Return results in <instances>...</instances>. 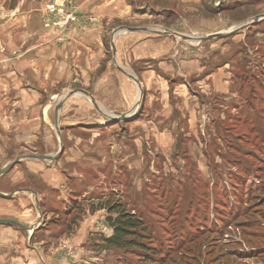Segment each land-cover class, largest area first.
Returning a JSON list of instances; mask_svg holds the SVG:
<instances>
[{
  "label": "rangeland",
  "instance_id": "374dc122",
  "mask_svg": "<svg viewBox=\"0 0 264 264\" xmlns=\"http://www.w3.org/2000/svg\"><path fill=\"white\" fill-rule=\"evenodd\" d=\"M19 1L10 0V8ZM37 1L43 5L45 28L55 27L60 6L55 0ZM246 1L242 5L229 1V7H237L221 11L239 14L235 21L240 22L216 34L227 35L226 56L218 52L223 37L201 41L181 25V31L170 29L176 19L167 22L168 29H158L171 41L176 61L182 55L191 60L202 51L198 57L207 62L192 75L162 73L163 86L155 80L148 91L137 88L132 93L129 87L133 96L128 95L129 103H120L131 119L120 118L116 103L96 104L104 111L99 112L77 87L61 85L50 95L36 85L30 90L42 95L39 102L29 100L34 96L15 97L11 90L3 96L6 105L1 111L6 117L23 121L26 115L28 122L20 130L16 121H10L6 139L13 163L21 159L40 161L44 169L54 166L70 184V191L62 190L67 199L62 202L52 185L27 168L23 171L47 206L60 213L50 216L53 232L47 239L56 246L52 253H58L48 252L50 259H42V264H264L262 21L249 33L256 14L264 13V1ZM210 3L213 9L224 6L204 0L205 7ZM109 60L113 62L112 53ZM224 60L231 63L226 73L230 85L222 92L206 76ZM58 105L63 145L56 127ZM72 127L79 128L66 131ZM61 147L68 158L53 162ZM33 155L47 159H31ZM114 206L147 222L153 257L136 248L107 247L106 239L114 234L107 219L118 215L109 214L108 208Z\"/></svg>",
  "mask_w": 264,
  "mask_h": 264
},
{
  "label": "crops",
  "instance_id": "0c3cea01",
  "mask_svg": "<svg viewBox=\"0 0 264 264\" xmlns=\"http://www.w3.org/2000/svg\"><path fill=\"white\" fill-rule=\"evenodd\" d=\"M55 1L58 6L66 3V0ZM216 1L218 5H224L221 9H228L229 1L239 5L247 2ZM9 3L10 0H0V168L13 163L12 154L8 152L7 140L10 139H6L11 134L10 121H16L13 124L20 130L26 129L28 123L26 115L22 121L15 116L10 119L1 111L6 105L3 96L8 91L11 90L15 97L34 96L35 99L29 100L39 102L42 95L39 91L30 90L36 85L37 90L50 95H54L56 92H50L61 85L70 89L77 87L75 89L83 90L93 106L116 103L114 111L126 115L124 109L127 108L121 107L120 102L124 103L125 100V103H129L128 95L133 96L128 92L131 91L129 87L132 93L134 89H141L138 81L142 90L148 91L155 80L163 86L162 73L192 75L204 68L201 62H207L198 57L202 56V51L196 52V57L191 60L182 55L176 61L171 41H166L167 36L159 35L158 29H168L167 22L176 19L170 29H179L181 25L184 31H191L200 39L219 34L240 23L235 21L239 14L229 15L221 12V9H213L211 3L210 7H205L204 0H74L76 21L65 27L56 24L55 27L45 28L40 1L20 0L14 9L10 8ZM212 10L214 14H211ZM157 23L160 25L157 26ZM155 25L158 27L156 30ZM128 28L136 31L130 32ZM220 36L225 40L218 52L226 56L229 49L227 35ZM111 53L113 62L109 60ZM219 61L206 79L213 82L216 90L224 92L230 85V75L226 73L231 63L224 60L219 64ZM140 66L142 69L137 72ZM78 128L72 127L66 131ZM60 132L62 135L65 130ZM23 134L26 135V131ZM67 152L64 148L62 160L68 158ZM71 157L74 160V153ZM38 162L20 160L15 165L14 162L13 169L0 176V219L17 223L0 224V264H42V259H50L46 255L48 252L58 253H52L56 246L47 239L51 238L53 232L50 216L57 218L60 213L56 207L47 206L44 195L27 183L23 171L27 168L39 175L44 184L52 185L51 189L56 191L62 202L67 200L62 190L66 188L70 191V184L63 180L62 173L56 167L44 169Z\"/></svg>",
  "mask_w": 264,
  "mask_h": 264
},
{
  "label": "trees",
  "instance_id": "16d2710c",
  "mask_svg": "<svg viewBox=\"0 0 264 264\" xmlns=\"http://www.w3.org/2000/svg\"><path fill=\"white\" fill-rule=\"evenodd\" d=\"M247 5L252 6L250 4ZM261 24L264 25V21H262ZM256 28L257 27L249 28V33ZM108 209L109 214L116 212L118 215L117 217L110 216L107 219L109 226L114 229L113 236L106 239L107 247L121 250H134V248H136L135 250L147 257H153L151 253L154 249L148 245V240L151 239V231L147 222L142 217L129 213L123 208L120 209L114 206Z\"/></svg>",
  "mask_w": 264,
  "mask_h": 264
},
{
  "label": "water",
  "instance_id": "95a60500",
  "mask_svg": "<svg viewBox=\"0 0 264 264\" xmlns=\"http://www.w3.org/2000/svg\"><path fill=\"white\" fill-rule=\"evenodd\" d=\"M258 19H259V17H256V20H258ZM128 31L134 32V31H136V29L128 28ZM222 37L223 36H220V35H218V36H208V37H202V38H200V40L201 41H203V40H214V39H217V38L219 39V38H222ZM137 83H138L139 87L142 89L141 83L139 81ZM94 106H95V108L98 111H100L101 113H103L102 110L97 105L94 104ZM59 110H60V105H58L57 108H56L55 119H56V127L58 128L59 133H61L60 130H59ZM120 118L122 120H127L128 118H131V117L130 116H127V115H120ZM59 139H60L61 145H63V137H62L61 134L59 136ZM63 152H64V148L61 147L60 154L57 157L53 158V162L56 161L60 156H62L63 155ZM30 158L31 159H35V160H46L47 159V156H43V155L42 156L33 155ZM20 160L21 159H18L17 161H15L14 165L17 164ZM12 167L13 166H9V167H5V168L1 169L0 170V176L5 175ZM0 224L17 225L16 222H14L12 220H5V219H0Z\"/></svg>",
  "mask_w": 264,
  "mask_h": 264
},
{
  "label": "built area",
  "instance_id": "2783aa9c",
  "mask_svg": "<svg viewBox=\"0 0 264 264\" xmlns=\"http://www.w3.org/2000/svg\"><path fill=\"white\" fill-rule=\"evenodd\" d=\"M74 9V0H66V3H63L57 13L54 15L57 18L56 24L60 27H65L76 21Z\"/></svg>",
  "mask_w": 264,
  "mask_h": 264
},
{
  "label": "flooded vegetation",
  "instance_id": "af4514ba",
  "mask_svg": "<svg viewBox=\"0 0 264 264\" xmlns=\"http://www.w3.org/2000/svg\"><path fill=\"white\" fill-rule=\"evenodd\" d=\"M262 1H264V0H262ZM237 6H232V7H229V8H236ZM256 16H258L259 17V19L257 20V21H254L253 23H252V25H251V27L250 28H253L254 26H255V24L256 23H258L259 21H264V13H258V14H256ZM252 22V21H251ZM250 22V23H251ZM253 26V27H252Z\"/></svg>",
  "mask_w": 264,
  "mask_h": 264
}]
</instances>
